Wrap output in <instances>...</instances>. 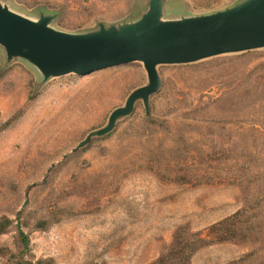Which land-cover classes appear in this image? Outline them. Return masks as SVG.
<instances>
[{
	"label": "rangeland",
	"instance_id": "obj_1",
	"mask_svg": "<svg viewBox=\"0 0 264 264\" xmlns=\"http://www.w3.org/2000/svg\"><path fill=\"white\" fill-rule=\"evenodd\" d=\"M243 1L165 0L164 20ZM149 3L0 0L73 35L134 24ZM158 71L149 116L139 102L79 148L148 84L143 64L45 82L0 47V264H264V49Z\"/></svg>",
	"mask_w": 264,
	"mask_h": 264
},
{
	"label": "water",
	"instance_id": "obj_2",
	"mask_svg": "<svg viewBox=\"0 0 264 264\" xmlns=\"http://www.w3.org/2000/svg\"><path fill=\"white\" fill-rule=\"evenodd\" d=\"M164 12L165 0H150L147 14L134 24L101 26L95 34L73 35L50 28L48 15L33 21L0 4V47L7 62H27L45 82L143 64L148 84L133 91L104 128L88 135L82 148L93 138L113 133L139 102L149 116L151 98L163 86L158 67L264 49V0H245L228 10L195 18L164 20Z\"/></svg>",
	"mask_w": 264,
	"mask_h": 264
},
{
	"label": "trees",
	"instance_id": "obj_3",
	"mask_svg": "<svg viewBox=\"0 0 264 264\" xmlns=\"http://www.w3.org/2000/svg\"><path fill=\"white\" fill-rule=\"evenodd\" d=\"M3 223H7V222H3ZM3 224L2 226H0V233H3L5 231V227L6 225ZM41 228H46V222H42L38 224ZM20 239L21 242L23 243L24 247L27 248L28 247V243H29V236L26 235L22 230H20ZM226 239H224L225 241ZM24 264H34L31 262H24ZM37 264H42V262H39Z\"/></svg>",
	"mask_w": 264,
	"mask_h": 264
}]
</instances>
